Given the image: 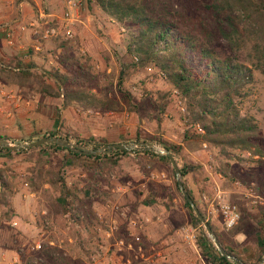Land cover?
<instances>
[{
  "label": "rangeland",
  "instance_id": "obj_1",
  "mask_svg": "<svg viewBox=\"0 0 264 264\" xmlns=\"http://www.w3.org/2000/svg\"><path fill=\"white\" fill-rule=\"evenodd\" d=\"M67 1L0 0V137L10 144L49 135H60L71 143H76L77 138H92L102 145L132 142L164 148L171 143L179 149L176 157L171 153L178 168L184 161L189 166L186 173L180 175V181L202 209L204 220L214 225L228 249L243 259H254L262 249L264 220L249 214L255 213L254 207L263 197L254 193V183L247 182L244 171L255 172L257 163L249 159L247 152L223 151L193 137L201 131L196 125H189L183 98L156 76L151 66L127 68L133 60L124 47L126 30L108 20L94 0H80L79 4L71 0L76 5L70 9ZM6 31L10 33L9 38L5 37ZM60 41L68 43L70 55L92 74L89 82L92 90L106 91L119 100L124 98L120 110L82 109L75 104L63 107L59 98L46 94L44 85L55 86L51 65ZM234 55L251 72V79L243 85L237 100L240 114L250 117L264 136V73L257 69L249 43ZM9 67L26 70L28 82L17 85L12 76L17 72ZM121 71L125 74L118 85ZM157 93H164L163 98ZM49 143L52 142L44 144ZM46 150L0 152V169L9 175L6 177L11 185L8 192L11 209L0 214V264H25L45 253L50 255L53 264L70 261L73 262L69 264H119L118 253L129 257L127 262L120 259L122 264H151L139 258L137 249H123L129 237H124L122 231L115 237L101 234L103 228L123 229L128 219L135 217L130 205L142 200L149 203L140 210L151 217L150 223L170 224V234H175L186 246L182 252L185 264H211L195 245L199 232L205 229L202 223L195 226L190 223L175 190L170 163L148 159L138 148L117 157L102 155L108 152L97 153L99 168L92 176L90 192H86L91 200L88 220L91 229L87 230L82 223L71 221L63 210L49 214L43 209L37 211L36 196L25 177L33 166L45 169L49 162L52 166L59 165L60 150L49 154ZM192 166L197 168L192 169ZM59 175L67 184L71 179L87 177L78 167H67ZM81 185L79 182L78 187ZM152 188L157 192L149 197ZM223 203L234 206L237 213L231 226L224 223L220 209ZM159 214H162L161 219H157ZM184 228L192 229L191 242L183 239ZM118 236L122 237V242L110 246ZM116 247L119 250H115ZM88 253L91 256L87 259ZM263 255L264 247L261 257ZM75 258H80L81 262Z\"/></svg>",
  "mask_w": 264,
  "mask_h": 264
},
{
  "label": "trees",
  "instance_id": "obj_2",
  "mask_svg": "<svg viewBox=\"0 0 264 264\" xmlns=\"http://www.w3.org/2000/svg\"><path fill=\"white\" fill-rule=\"evenodd\" d=\"M94 2L108 20L126 30L124 47L133 60L127 68L151 66L156 76L161 77L165 84L183 98L185 110L189 114V125H196V129L201 131L193 137L200 138L211 146L220 147L223 151L237 149L247 152L249 159L257 163L256 171H244V176L247 182L253 181L254 193L263 197V201L255 205V213L249 216L264 220V136L250 117L240 114L237 100L243 85L250 81L251 72L249 67L240 63L234 55V52L249 43L257 69L264 73V0H94ZM56 47L59 51L51 65V79L55 86L44 85L46 94L59 98L63 107L75 104L82 109L112 112L121 109L124 98L120 97L119 100L112 94L107 95L106 91L92 90L89 85L92 74L70 55L66 41H60ZM14 72H17L12 73L17 85L28 82L26 70L21 71L18 68ZM123 72L121 71V75L118 76V85L125 74ZM163 94L157 93L160 99L163 98ZM76 144L82 147L86 144L93 147L102 145L92 138H77ZM164 148L175 157L179 155V149L171 143H167ZM35 150H46L48 154L50 151L60 150L61 153L57 166H52L49 162L45 169L34 166L28 169L29 175L25 177V181L36 196L37 211L43 209L49 214L53 210H63L71 221L82 223L87 230L91 229L88 221L91 216V200L86 192H90L89 184L94 172L99 168L100 155L79 153L75 149L54 142L16 151L0 146V152L6 153L24 151L30 153ZM139 153L148 159H157L169 165L165 155L144 150H140ZM126 154L127 151L116 149L102 155L117 157ZM67 167H78L87 177L71 179L67 184L59 175ZM187 169L189 166L184 161L179 169L180 175L183 176ZM170 173L173 174L171 168ZM6 176L9 175L0 169V214L11 209L8 203L11 185ZM172 181L188 212L190 223L194 226L199 225L201 221L192 213V209L179 193L175 180ZM79 182L82 183L81 187H78ZM182 186L204 218L202 209L186 185L182 183ZM152 193L151 191L148 193L149 197ZM206 222L227 254L244 264H256L264 247V236L260 240L262 249L255 254L254 259H243L228 249L214 225L208 220ZM153 229L155 233L164 236L160 223L154 224ZM143 242L142 236L137 238V241L133 240L132 245L135 248L141 247ZM195 245L200 255L211 264H234L219 254L202 229L195 239ZM90 256L91 253H88L85 257L88 259ZM50 260V255L45 253L43 257L27 261L25 264H53ZM74 260L81 262L80 258Z\"/></svg>",
  "mask_w": 264,
  "mask_h": 264
},
{
  "label": "crops",
  "instance_id": "obj_3",
  "mask_svg": "<svg viewBox=\"0 0 264 264\" xmlns=\"http://www.w3.org/2000/svg\"><path fill=\"white\" fill-rule=\"evenodd\" d=\"M69 1V0H68ZM67 1V2H68ZM68 8H72V6L69 5L68 2ZM97 113V112H95ZM109 114H111L112 112H108ZM148 179V178H147ZM146 190H148V187L145 188ZM153 192L151 195L153 196L154 194H156L157 189H149V192ZM26 198V195H25ZM130 202V201H129ZM132 202V201H131ZM155 203V201L153 202ZM148 201H138L136 204L133 201V204L130 205V208L132 210V213H134L135 217L134 218H130L128 219L127 223L125 224V226H123V229L118 230L117 226L114 224V226H116L114 229H102V236H104V234L107 236H111V237H115L116 235H119V233L122 231V235L124 237H129V241L125 242V245L123 247L124 250H128L129 248H132L134 250L135 247H133L132 245V240L136 239L135 241H137V238L139 239V237L143 236L144 242L143 245L137 246L135 249H137V254H139V258L143 259L144 261H148L151 262V264H173V262L175 264H185V259L183 257V253L185 250V247L182 243H180V241H178L175 237V234H170V228L172 227L170 224L167 223H160L161 225V230L163 232L162 236L161 234H157L155 233L153 227L154 224L156 223H150L151 221V217L146 216L145 214H142L140 208L142 207H146L145 205H148ZM156 207H158V205H156ZM143 218V219H141ZM162 218V214H159L157 216V219H161ZM134 219L137 222L136 226H131L129 224V220ZM147 221V222H140V221ZM117 223V221H115ZM149 222V223H148ZM139 223V224H138ZM177 230H175L174 232H176ZM173 232V231H172ZM173 232V233H174ZM167 234V236L165 237V235ZM119 237V236H118ZM132 238V240H131ZM112 242V241H111ZM120 242H122V237H119L118 239H113V243H110V246H117V244H119ZM115 248V247H114ZM115 250H119V248L116 247ZM139 251V253H138ZM129 253V251H128ZM156 255V256H155ZM120 259L124 258L123 262H127L129 261V257L123 255L122 253H118L117 255ZM118 260L119 264L123 263L121 260Z\"/></svg>",
  "mask_w": 264,
  "mask_h": 264
},
{
  "label": "water",
  "instance_id": "obj_4",
  "mask_svg": "<svg viewBox=\"0 0 264 264\" xmlns=\"http://www.w3.org/2000/svg\"><path fill=\"white\" fill-rule=\"evenodd\" d=\"M48 142H54L58 145L65 146V147L70 148V149H75L79 153H85V154H97V153H101V152H109V151L116 150V149L130 152L133 150V148H138L140 150L150 151V152L166 155L168 160H169V163L173 169L174 178H175V182H176V186H177L178 190L180 191L181 195L183 196L185 201L188 203V205L192 209L194 215L203 224V227L205 229L207 237L212 241L213 245L215 246V248L217 249L219 254L221 256H223L224 258L230 260L234 264H244L241 261H239L238 259H236L234 256L227 254L223 250L222 246L218 243L216 237L211 232V229L208 226L207 222L199 214V212H198L196 206L194 205L193 201L191 200V198L188 196V194L183 189V186H182L181 181H180L179 168L177 166V163L175 162L173 155L171 154V152L169 150H167L165 148H161V147H156L153 145H142V144L137 145V143L133 144L132 142H127V143H125V142H113V143H108V144H105L102 146L85 148V147H82L76 143H71L67 138H62L60 136H54V135L41 136V137H39L33 141H30V142H18L15 144H10L5 139L0 137V146L8 148L10 150L26 149V148L31 147V146H37V145H41V144L48 143ZM257 264H264V255L259 259Z\"/></svg>",
  "mask_w": 264,
  "mask_h": 264
},
{
  "label": "built area",
  "instance_id": "obj_5",
  "mask_svg": "<svg viewBox=\"0 0 264 264\" xmlns=\"http://www.w3.org/2000/svg\"><path fill=\"white\" fill-rule=\"evenodd\" d=\"M68 2H69V5L73 7V6L76 5V2L79 4L80 0H77L76 2L69 0ZM4 34H5V37L9 38V36H10L9 31H6ZM9 68H11V67H9ZM11 69L12 70H17L18 68L17 67H12ZM196 128H197V126H196ZM220 209H221V212L223 214V219H224L225 225L226 226L233 225L235 223L236 219H237V213H236V211L234 209V206H229L228 204H224L223 203V204H220ZM129 224L131 226H136L137 222H136V220L131 219V220H129ZM182 232H183V239L185 241L191 242L192 238H193L192 229L184 228L182 230Z\"/></svg>",
  "mask_w": 264,
  "mask_h": 264
}]
</instances>
